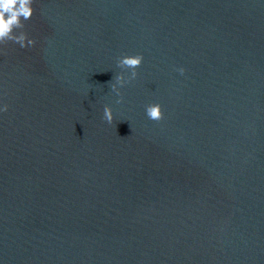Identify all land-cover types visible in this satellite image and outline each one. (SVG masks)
Segmentation results:
<instances>
[{"label": "water", "instance_id": "water-1", "mask_svg": "<svg viewBox=\"0 0 264 264\" xmlns=\"http://www.w3.org/2000/svg\"><path fill=\"white\" fill-rule=\"evenodd\" d=\"M34 8L0 42V264H264V0Z\"/></svg>", "mask_w": 264, "mask_h": 264}, {"label": "clouds", "instance_id": "clouds-1", "mask_svg": "<svg viewBox=\"0 0 264 264\" xmlns=\"http://www.w3.org/2000/svg\"><path fill=\"white\" fill-rule=\"evenodd\" d=\"M34 12V0H0V42L10 40L18 43L21 47L35 45V38H30L29 34L23 30L25 28V21L29 20ZM143 59L144 57L142 53L124 55L119 59L118 63L123 68L132 69L129 79H133L136 77V69L141 65ZM179 71L183 73L186 69L180 68ZM114 79L118 84H124L126 82L125 73L121 72L116 75ZM112 88L118 90L117 84H113ZM7 108L8 105H5L3 110L6 111ZM146 114L152 120L163 119L164 111L162 104H149L146 108ZM104 118L109 123L114 119L113 109L110 105L105 106Z\"/></svg>", "mask_w": 264, "mask_h": 264}]
</instances>
